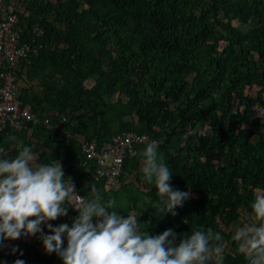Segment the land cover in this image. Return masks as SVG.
<instances>
[{"label":"trees","instance_id":"16d2710c","mask_svg":"<svg viewBox=\"0 0 264 264\" xmlns=\"http://www.w3.org/2000/svg\"><path fill=\"white\" fill-rule=\"evenodd\" d=\"M20 1L29 11L20 15L21 39L32 37L33 27L43 30L41 48L16 71L25 83L22 108L41 124L0 132L4 155L14 158L28 146L35 163L59 160L79 195L90 197L95 184L105 201L116 199L112 210L142 213L139 222L149 225L141 227L152 234L210 227L226 242L223 264H247L231 236L242 211L256 222L251 204L264 189V118H252L254 106L264 109V0ZM126 133L144 134L147 142L124 161L119 190H105L78 141L100 147ZM151 140L163 141L171 187L191 189L176 215L162 219L151 209L159 198L155 184L139 169ZM131 175L145 191L124 183ZM66 206L68 215L52 226L75 215V203ZM46 227L29 246L22 237L0 243V264H62L43 250Z\"/></svg>","mask_w":264,"mask_h":264},{"label":"clouds","instance_id":"9594fccd","mask_svg":"<svg viewBox=\"0 0 264 264\" xmlns=\"http://www.w3.org/2000/svg\"><path fill=\"white\" fill-rule=\"evenodd\" d=\"M162 140L145 147L142 172L148 184H155L158 200L153 215L175 216V209L190 198L191 189L171 187L173 175L159 152ZM28 146H20L14 158L0 148V243L22 236L40 235L46 254L55 253L62 264H223L225 240L212 228H194L191 235H179L173 228L152 234L142 228L139 216L112 210L116 199H103L101 190L91 186V195L78 194L71 177H65L59 160L35 163ZM251 204L255 223L235 228L231 240L247 264H264V189H257ZM69 201L76 210L70 222L52 226L51 221L68 215ZM179 240V243H177ZM15 251V249H13ZM15 264H24L17 260Z\"/></svg>","mask_w":264,"mask_h":264},{"label":"built area","instance_id":"2783aa9c","mask_svg":"<svg viewBox=\"0 0 264 264\" xmlns=\"http://www.w3.org/2000/svg\"><path fill=\"white\" fill-rule=\"evenodd\" d=\"M22 14L23 7L19 0H0V131L4 130L6 125L19 129L27 125L34 128L40 124V119L35 114L27 108H22L20 101L22 87L19 85L16 71L21 69L22 62H29V56L36 54L41 48L37 38L43 37V30L33 27L32 37L22 40V31L19 27ZM236 112L234 109L233 113ZM252 118L263 119L264 109L254 106ZM203 132L206 131L199 132L201 137L207 134ZM67 138L71 139L69 135ZM146 142L147 136L137 133L114 135L100 147L94 142L78 141L81 154L96 165L94 177L104 179L105 184L111 189L121 185L124 161L134 157L137 148Z\"/></svg>","mask_w":264,"mask_h":264},{"label":"rangeland","instance_id":"374dc122","mask_svg":"<svg viewBox=\"0 0 264 264\" xmlns=\"http://www.w3.org/2000/svg\"><path fill=\"white\" fill-rule=\"evenodd\" d=\"M19 2L21 3L20 0H19ZM21 6H22V4H21ZM23 6H24V7H23L24 12H23V13H24L25 16H27L28 13H29V11L27 10V8H26V4H25V3L23 4ZM19 81H20V80H19ZM92 83H93V81L89 80V81L86 83V86L89 87V86L92 85ZM24 84H25V83L22 82V83L19 84V85H20V87H22V85H24ZM24 86H25V85H24ZM32 86H33V88H34L33 91H35V93L38 94V93L40 92V90H39V88L37 87V85H36V84H33ZM117 97H119V96L116 95V96L114 97L113 101H114ZM133 120L135 121V119H133ZM199 128H200V127H199ZM155 133H157V131H155ZM203 133H206V132H203ZM207 136H208V132H207L206 136H204V137H207ZM142 167H143V161L140 163V167H139L140 171H142ZM124 182H125V184H128V183H130V182L133 183L134 186H135V187H138L141 191H145V190H146V188H145V186H144L143 184H140V183H137V182H136V180H135V175L127 176L126 179L124 180ZM118 187H119V186L114 187V188H113V192L116 191V190L118 189ZM117 191H118V190H117ZM251 218H253V217H250V215H248L245 211H242V212H241V217L239 218L238 222L235 223V224L233 225V233H234L236 227H238V226H243V225L248 224V223H252V222H251V221H252ZM60 219H62V217L58 218L57 220H60ZM22 238H23V241H24L25 245H27V246H29V245H31V244L33 243V236H22ZM222 254H223V258H221V259L224 260L225 257H226V254L224 255V252H223Z\"/></svg>","mask_w":264,"mask_h":264},{"label":"crops","instance_id":"0c3cea01","mask_svg":"<svg viewBox=\"0 0 264 264\" xmlns=\"http://www.w3.org/2000/svg\"><path fill=\"white\" fill-rule=\"evenodd\" d=\"M45 121H46V120L43 121V124H44V125H48L47 123H46V124L44 123ZM40 124H41V120H40ZM40 124H38V125H40ZM38 125H36V126H38ZM27 126H31V125H27ZM27 126H26V127H27ZM36 126H34V128H35ZM7 127H11V128H13V129H15V130H20V129H22V128L17 129V128H14V127L10 126V125H6V128H7ZM31 127H32V126H31ZM6 128H5V129H6ZM23 128H24V127H23ZM5 129H4V130H5ZM2 131H3V130H2ZM2 131H0V132H2ZM31 132H32V128L29 129V131H28V135H31ZM140 172L142 173V171H140ZM93 178H94V179H97V178L94 177V174H93ZM124 183H125V182H124ZM119 188H120V186L118 187L117 190H119ZM105 190H112V191H113V189H111V188H110L109 186H107L106 184H105ZM117 190H116V191H117ZM116 191H114V192H116ZM222 253H223V252H222ZM222 253H221V257H220V258H223V254H222ZM222 261H223V260H222Z\"/></svg>","mask_w":264,"mask_h":264}]
</instances>
